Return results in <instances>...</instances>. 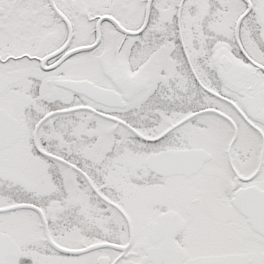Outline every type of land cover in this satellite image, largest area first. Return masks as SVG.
Instances as JSON below:
<instances>
[{
  "label": "snow or ice",
  "instance_id": "6c2138e0",
  "mask_svg": "<svg viewBox=\"0 0 264 264\" xmlns=\"http://www.w3.org/2000/svg\"><path fill=\"white\" fill-rule=\"evenodd\" d=\"M0 264H264V0H0Z\"/></svg>",
  "mask_w": 264,
  "mask_h": 264
}]
</instances>
